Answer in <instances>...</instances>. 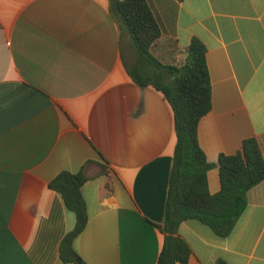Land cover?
<instances>
[{
	"label": "crops",
	"instance_id": "obj_1",
	"mask_svg": "<svg viewBox=\"0 0 264 264\" xmlns=\"http://www.w3.org/2000/svg\"><path fill=\"white\" fill-rule=\"evenodd\" d=\"M161 27L151 48L181 67L205 45L212 108L199 123L211 194L218 161L255 138L264 157V0H147ZM128 32L109 0H0V264H157L176 148L164 95L139 86ZM83 173L89 220L65 262L76 215L50 187ZM231 234L196 219L179 234L189 264H264V180Z\"/></svg>",
	"mask_w": 264,
	"mask_h": 264
},
{
	"label": "trees",
	"instance_id": "obj_2",
	"mask_svg": "<svg viewBox=\"0 0 264 264\" xmlns=\"http://www.w3.org/2000/svg\"><path fill=\"white\" fill-rule=\"evenodd\" d=\"M109 1L113 16L121 29L130 34L135 46V63L127 69L130 77L139 86H152L160 91L174 113L177 142L164 221L156 224L165 235L157 264H189L192 250L179 234L180 225L196 219L217 235L229 236L247 207L248 191L264 180V157L255 138L245 139L236 154L221 155L218 161L221 190L210 193L208 172L214 165L199 142V123L212 108L205 45L194 38L183 66L165 65L151 52L162 31L148 1ZM86 181L82 172L63 171L50 182V187L62 194L67 208L76 215L75 227L60 248L65 262L81 263L73 244L89 220L82 193Z\"/></svg>",
	"mask_w": 264,
	"mask_h": 264
}]
</instances>
